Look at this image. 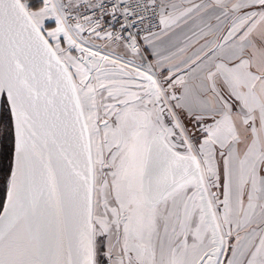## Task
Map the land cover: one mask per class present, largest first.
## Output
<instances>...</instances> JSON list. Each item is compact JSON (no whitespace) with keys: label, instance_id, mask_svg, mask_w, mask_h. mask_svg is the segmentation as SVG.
Segmentation results:
<instances>
[{"label":"snow or ice","instance_id":"snow-or-ice-1","mask_svg":"<svg viewBox=\"0 0 264 264\" xmlns=\"http://www.w3.org/2000/svg\"><path fill=\"white\" fill-rule=\"evenodd\" d=\"M5 117L0 264H264V0H0Z\"/></svg>","mask_w":264,"mask_h":264},{"label":"flooded vegetation","instance_id":"flooded-vegetation-1","mask_svg":"<svg viewBox=\"0 0 264 264\" xmlns=\"http://www.w3.org/2000/svg\"><path fill=\"white\" fill-rule=\"evenodd\" d=\"M11 121L9 117V127L7 126V117H5V130L0 132V174L7 175V172L10 173L11 170V158H12V135H11ZM3 187L2 181H0V207L3 206L1 200Z\"/></svg>","mask_w":264,"mask_h":264},{"label":"rangeland","instance_id":"rangeland-1","mask_svg":"<svg viewBox=\"0 0 264 264\" xmlns=\"http://www.w3.org/2000/svg\"><path fill=\"white\" fill-rule=\"evenodd\" d=\"M5 192H6V189H3L2 190V193H1V200L4 201V198H5Z\"/></svg>","mask_w":264,"mask_h":264},{"label":"built area","instance_id":"built-area-1","mask_svg":"<svg viewBox=\"0 0 264 264\" xmlns=\"http://www.w3.org/2000/svg\"><path fill=\"white\" fill-rule=\"evenodd\" d=\"M100 43H102V41H100Z\"/></svg>","mask_w":264,"mask_h":264}]
</instances>
